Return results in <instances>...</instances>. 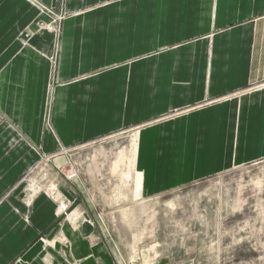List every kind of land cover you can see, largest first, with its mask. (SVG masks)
<instances>
[{
  "label": "crops",
  "instance_id": "0c3cea01",
  "mask_svg": "<svg viewBox=\"0 0 264 264\" xmlns=\"http://www.w3.org/2000/svg\"><path fill=\"white\" fill-rule=\"evenodd\" d=\"M84 9L58 38L53 134L42 126L53 37L25 40L36 11L24 0H0V198L34 165L32 145L53 152L194 104L204 106L138 134L139 195L264 157V0H67V11ZM124 87L132 88L125 110ZM147 98L151 107L142 106ZM25 213L15 195L0 206V264H44L46 253L53 264H117L110 241L96 240L87 224L63 225L70 256L44 250L37 237L59 211L40 198L29 225Z\"/></svg>",
  "mask_w": 264,
  "mask_h": 264
},
{
  "label": "rangeland",
  "instance_id": "374dc122",
  "mask_svg": "<svg viewBox=\"0 0 264 264\" xmlns=\"http://www.w3.org/2000/svg\"><path fill=\"white\" fill-rule=\"evenodd\" d=\"M24 1L36 11V17L33 28L22 31L23 38L29 41L40 33L53 37L51 54L44 56L49 75L42 126L43 132L54 134L58 38L69 17L88 9L69 12L67 0H54L53 6L39 0ZM133 74L128 71L125 79L130 81ZM131 89L124 87V110ZM147 89L151 97L153 89ZM143 101L142 106L151 107L148 98ZM203 106L194 104L135 120L109 135L60 146L53 152L32 145L38 158L2 195L0 206L15 195L26 211L21 219L29 225L38 199L53 204L59 214L37 240L44 250L52 246L56 256L71 255L70 242L62 231L67 223L74 231L86 224L97 229L94 238L110 241L117 264H264V157L165 192L139 195L136 190L139 175L133 159L138 134L154 123L182 117ZM9 127L19 132L14 125ZM20 143L19 138L11 148ZM10 209L20 211L13 205ZM52 243H58L59 248ZM47 255L43 263L53 264V256L47 259Z\"/></svg>",
  "mask_w": 264,
  "mask_h": 264
},
{
  "label": "bare ground",
  "instance_id": "6f19581e",
  "mask_svg": "<svg viewBox=\"0 0 264 264\" xmlns=\"http://www.w3.org/2000/svg\"><path fill=\"white\" fill-rule=\"evenodd\" d=\"M135 142H136V139L134 140V148L136 147V145H135ZM133 161H135V150H134V159H133ZM138 174V173H137ZM138 176V175H137ZM141 181V180H140ZM139 178L137 179V182H136V185L139 187ZM141 184V183H140Z\"/></svg>",
  "mask_w": 264,
  "mask_h": 264
}]
</instances>
